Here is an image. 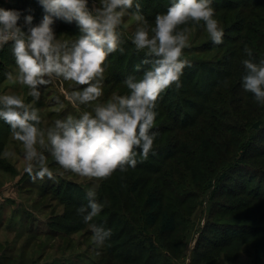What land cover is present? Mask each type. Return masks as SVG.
Segmentation results:
<instances>
[{
  "label": "rangeland",
  "instance_id": "374dc122",
  "mask_svg": "<svg viewBox=\"0 0 264 264\" xmlns=\"http://www.w3.org/2000/svg\"><path fill=\"white\" fill-rule=\"evenodd\" d=\"M140 2L143 12L145 2ZM31 3L30 0H0V7L24 14L32 9L34 23H38L43 10L37 0ZM244 17L253 29L247 34L251 44L238 40L239 34L245 33L228 32L235 21H242ZM214 18L225 32L223 46L214 45L207 32L197 27L193 31L192 47L184 50L185 59L225 67L220 63L232 59L236 44L243 48L248 46L254 55L264 58V42L259 44L263 37L255 33L264 27V3L227 12L215 10ZM54 28L58 35L79 34L75 23L57 21ZM133 32L134 23L124 33V52L108 58L105 98L113 91L126 92L122 81L128 75H136L134 66L140 63L142 54L131 44ZM228 37L237 38V42H231ZM6 47L7 58L0 67V94H26V89L6 82L5 73L16 70L10 47ZM228 71L222 82L217 73L207 70L208 80L200 86V91L204 92L189 96L194 104L182 101L183 106L179 107L175 92L170 99L177 102L169 103L163 95L154 129L158 131L154 141L156 154L150 153L146 161L137 165V170L117 171L107 180L89 181L67 172L60 175L63 170L49 157L56 179L45 178L33 183L23 170L19 142L12 138L9 126L0 121V142H3L0 150V264H124L126 259L133 261L127 264H163L164 261L165 264H253V250L241 253L235 260L226 258L230 248L219 247L212 251L214 243L227 237L225 227L246 222L243 218L240 220L238 214L249 212L254 203L253 194L259 189L264 194V123L260 128L253 126L258 120L264 121V106L251 99L252 106H244L243 111L239 99L247 92L241 87L240 75ZM114 75L123 78L114 81ZM60 88L61 85L54 82L42 90L37 106L46 123L79 111L67 102L62 111L53 109L56 97L63 101ZM6 150L15 151L17 156L4 158ZM132 173L143 177L145 184L129 195ZM152 183L164 187L165 207L177 220V229L173 232H161L158 224L148 225L142 216L146 208L145 190ZM92 187L99 201H107L93 221L106 230L111 229L112 235L103 246L93 244L90 228L77 211L87 204L86 194ZM247 204L250 205L244 208ZM227 207L237 211L236 214H223ZM147 235L153 236L157 251L150 249Z\"/></svg>",
  "mask_w": 264,
  "mask_h": 264
},
{
  "label": "clouds",
  "instance_id": "9594fccd",
  "mask_svg": "<svg viewBox=\"0 0 264 264\" xmlns=\"http://www.w3.org/2000/svg\"><path fill=\"white\" fill-rule=\"evenodd\" d=\"M43 16L34 23L28 14L0 7V51L9 46L16 70L5 73L8 85H19L26 94H0V121L19 142L24 172L30 180H55L49 157L64 172L89 181L107 180L125 173L155 155L156 118L162 96L170 88H182L181 77L192 62L184 50L192 47V35L203 28L216 45L224 43V29L215 19L212 0H170L164 13L149 23L140 0H37ZM128 18V19H126ZM57 21L75 23L76 36L57 34ZM134 23L131 44L142 54L134 73L123 81L127 91L104 93L107 61L123 53L124 33ZM241 60V87L264 106V58L257 59L245 46ZM54 82L61 85L63 101L52 105L62 111L65 102L78 113L46 123L37 106ZM68 84L70 87H63ZM27 98H31L26 99ZM14 159L13 150L3 152ZM87 204L77 209L89 226L92 242L103 246L111 229L94 223L107 201L97 198L95 187L87 191Z\"/></svg>",
  "mask_w": 264,
  "mask_h": 264
},
{
  "label": "trees",
  "instance_id": "16d2710c",
  "mask_svg": "<svg viewBox=\"0 0 264 264\" xmlns=\"http://www.w3.org/2000/svg\"><path fill=\"white\" fill-rule=\"evenodd\" d=\"M30 2L34 3V0H30ZM145 2V11H143V15L146 17L148 21H154L155 15L157 13H164L166 12L170 0H144ZM31 3V4H32ZM264 3V0H212V6L216 11H231L237 10L239 8L248 7L249 5H256ZM245 15V13L243 12ZM234 26L229 29L228 32L239 30L240 33L243 32V36L239 34L237 37L238 40L243 42H248L251 44V39L248 37V32H252V26L250 21H248L245 17L244 20L238 21L234 24ZM255 33L260 34V42H264V27L263 30L259 32L256 31ZM231 42H237V38L228 37ZM254 42V41H253ZM255 43V42H254ZM223 46V45H222ZM219 48V47H218ZM234 53L232 54V59H227L225 62L220 63L222 66L225 67H218L215 65H210L208 61H191L192 67L185 68L184 74L181 77L182 80V88L177 91L173 88L168 90V93L164 94L165 100L170 102H177L178 106L181 107L182 101H186L188 103L194 104L189 96L193 94H201L204 92L200 91V86L208 80L209 74L206 72H215L217 73V77L220 81L224 82L229 74L228 70H232L233 74L242 76L241 69H239V59L246 58L243 53V47L239 46L238 44L234 47ZM126 49V47H125ZM8 49L5 48L0 51V67L3 66V60L7 58ZM133 55H136L132 51ZM257 59H259L256 55H254ZM236 58V59H235ZM240 60V61H241ZM241 64V62H240ZM235 69L233 70V68ZM207 68V70L205 69ZM220 70V72H219ZM136 75H140V73H136ZM116 76V77H115ZM123 77L121 75H114L113 80H121ZM209 82V81H208ZM215 84V83H214ZM175 92L177 95V101H171L172 93ZM234 91H230L232 94ZM250 98V99H247ZM175 99V98H174ZM254 99L253 95L250 93H246L241 95L239 101V107L244 111V106H252L250 100ZM181 105V106H180ZM181 113V112H180ZM174 116V115H173ZM180 116V115H179ZM178 119V118H177ZM176 120V119H175ZM264 123L263 120L256 121L253 126L255 128H260ZM3 142H0V150ZM0 160V166H1ZM138 168L136 167V170ZM145 184V179L141 176H135L133 173L131 175V183L129 187L128 194L131 195ZM159 183H152L145 190V206L142 216L146 220L148 225H159V230L161 232H173L177 229V220L175 214L165 207V191L162 189ZM169 189L171 188L168 187ZM249 194L252 193V189L249 190ZM253 202L250 210L248 213L238 214L239 219L243 218V221L248 223H239L236 225L229 224L228 227H225L226 238L221 239L220 242L214 243L212 246V251L219 249V247L230 248L229 251L226 252L227 260H235L238 259L241 253H250V250H253L255 253V262L253 264H264V194L260 192V189L257 190L252 197ZM251 204V203H250ZM250 204L244 205L249 206ZM225 212L223 214H236L232 209L227 207L224 208ZM242 220V219H240ZM149 241V247L152 251H157V247L154 244V239L152 235H147ZM127 244V242H124ZM218 259V256H213V259ZM133 261L126 259L124 264L132 263ZM165 264V261L162 262Z\"/></svg>",
  "mask_w": 264,
  "mask_h": 264
},
{
  "label": "crops",
  "instance_id": "0c3cea01",
  "mask_svg": "<svg viewBox=\"0 0 264 264\" xmlns=\"http://www.w3.org/2000/svg\"><path fill=\"white\" fill-rule=\"evenodd\" d=\"M19 1V0H18ZM21 2V1H20Z\"/></svg>",
  "mask_w": 264,
  "mask_h": 264
}]
</instances>
